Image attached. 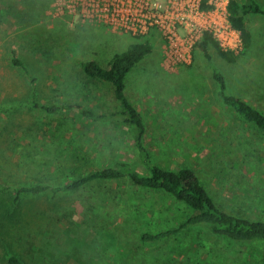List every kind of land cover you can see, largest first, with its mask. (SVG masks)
Instances as JSON below:
<instances>
[{"label": "rangeland", "instance_id": "rangeland-1", "mask_svg": "<svg viewBox=\"0 0 264 264\" xmlns=\"http://www.w3.org/2000/svg\"><path fill=\"white\" fill-rule=\"evenodd\" d=\"M56 1L0 0V204L12 201L19 186L63 185L99 165L123 161L147 172L127 127L75 112L48 113L30 102L35 95L43 105L119 110L111 85L87 77L80 63L107 67L114 54L148 40L152 52L129 73L126 95L141 114L152 162L193 169L222 210L264 221V130L227 109L213 77L221 73L227 94L264 110V13L243 14L253 45L241 56L242 40L235 62L223 60L212 43L209 60L197 43L189 64L166 67L158 36L82 23L55 13ZM255 1L264 12V0ZM11 48L22 66L12 63ZM189 212L128 177L25 196L0 228L9 229L0 231V264H8L9 253L24 264H264V240L234 241L205 228L141 241L144 230L178 227Z\"/></svg>", "mask_w": 264, "mask_h": 264}, {"label": "trees", "instance_id": "trees-1", "mask_svg": "<svg viewBox=\"0 0 264 264\" xmlns=\"http://www.w3.org/2000/svg\"><path fill=\"white\" fill-rule=\"evenodd\" d=\"M228 9L232 26L240 31L244 45L240 55L244 56L248 53L247 51L253 45V42L251 41V32L245 27L243 14H260L264 12L255 0H245L243 4H239L237 0H231ZM211 43L214 44L217 54L226 62L233 63L238 59L239 54L236 55L233 51L223 50L215 43L211 35L206 33L198 45L207 59L210 60L207 47ZM152 49L151 42L141 40L132 43L127 50L114 54L108 62L107 67H103L95 61L80 63L82 71L87 77L111 85L115 99L120 105V109L115 112L110 114H95L82 108L78 103L73 102L43 105L37 102L35 95H33L30 102L33 107H39L48 113L55 110L75 112L77 116L90 120H110L121 127H127L131 132L136 148L141 154V161L147 172L142 173L133 165L130 166L129 163L119 161L112 166L99 165L100 167H97L94 171L78 175L63 185L35 184L19 186L15 189L12 201L10 198L1 201L0 209H3V211H0L1 229L11 222V215L20 210L22 199L25 196H39L47 192L54 195L61 192H73L95 181L119 180L123 177H128L133 184L168 194L175 200L185 204L190 210L178 227L158 231L144 230L141 232L140 239L144 244H154L165 240L177 235L182 229L203 228L216 237L228 238L239 242L264 240V221L248 219L222 210L213 201L193 169L189 167L170 169L167 166L163 167L152 162L143 143L145 126L141 114L126 95L129 73L151 54ZM9 54L12 57L11 60L14 65H23L17 59L16 53L12 48L9 50ZM213 77L219 87V97L227 109L244 121L264 130V110L258 109L243 98L227 94L226 82L221 73L214 71ZM8 230L5 227V229L0 231H5L6 233ZM7 263L24 264L15 253L8 254Z\"/></svg>", "mask_w": 264, "mask_h": 264}, {"label": "built area", "instance_id": "built-area-1", "mask_svg": "<svg viewBox=\"0 0 264 264\" xmlns=\"http://www.w3.org/2000/svg\"><path fill=\"white\" fill-rule=\"evenodd\" d=\"M230 0H57L55 13L101 24L131 36L155 35L163 64H189L192 50L207 33L225 51L242 48L240 31L229 19Z\"/></svg>", "mask_w": 264, "mask_h": 264}]
</instances>
